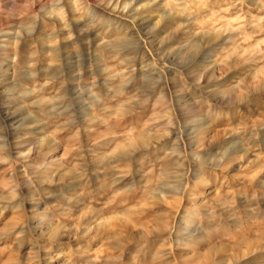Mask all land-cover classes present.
<instances>
[{"label":"rangeland","instance_id":"374dc122","mask_svg":"<svg viewBox=\"0 0 264 264\" xmlns=\"http://www.w3.org/2000/svg\"><path fill=\"white\" fill-rule=\"evenodd\" d=\"M0 264H264V0H0Z\"/></svg>","mask_w":264,"mask_h":264}]
</instances>
